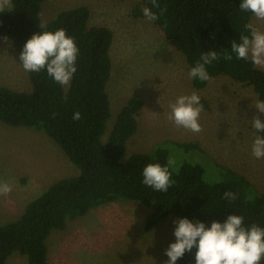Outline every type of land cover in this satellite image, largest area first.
<instances>
[{
    "label": "trees",
    "instance_id": "16d2710c",
    "mask_svg": "<svg viewBox=\"0 0 264 264\" xmlns=\"http://www.w3.org/2000/svg\"><path fill=\"white\" fill-rule=\"evenodd\" d=\"M44 0H11L10 11L0 13V35L9 38L18 55L25 42L40 30L65 29L79 49L77 71L65 89L41 72H27L32 89L18 91L0 85V120L12 126L42 130L78 168L73 176L51 183L30 200L22 214L0 224V264L18 252L27 264H48L47 238L52 229H63L66 219L85 215L92 207L113 200L136 201L151 207L143 224L149 231L168 215L200 221L206 227L212 221L223 222L228 215L244 217L245 226L264 227V194L242 174L221 168L222 179L204 180V168L197 162H184L172 170L174 181L167 192L155 191L142 183V170L148 163L168 161V150L157 146L150 153L136 152L122 159L126 141L136 133V112L142 101L129 99L117 113L105 140L103 135L110 117L106 83L112 71L110 47L113 32L103 25L88 26L89 9L85 5L59 11L45 25L41 24ZM152 7L151 0H141ZM163 14L152 21L168 42L184 56L191 68L202 52L216 51L221 57L207 65L210 77L227 75L250 85L257 98L264 101V69L237 59L231 42L240 35H250V11H241V0H158ZM159 14L160 9L152 8ZM135 16H143L141 9ZM233 56L223 59L225 53ZM200 89L208 81L191 79ZM79 111L81 118L73 120ZM264 123V115L262 119ZM257 133V132H256ZM264 136V133H257ZM184 149H196L197 143H177ZM225 192L236 194L235 200L224 198ZM196 249L186 252L176 264H194ZM264 264V260L261 261Z\"/></svg>",
    "mask_w": 264,
    "mask_h": 264
},
{
    "label": "rangeland",
    "instance_id": "374dc122",
    "mask_svg": "<svg viewBox=\"0 0 264 264\" xmlns=\"http://www.w3.org/2000/svg\"><path fill=\"white\" fill-rule=\"evenodd\" d=\"M85 5L88 26L103 25L113 32L110 47L112 71L106 83L110 117L105 140L120 108L131 98L142 101L136 112L137 131L124 146L122 159L140 152L150 153L157 146L168 150L176 171L184 162H197L204 168L203 178L222 179L221 168L244 175L264 194V158L251 154L257 136L252 128L254 116L263 119L255 107L257 94L250 85L227 75L210 77L205 87L194 88L188 78L190 67L184 56L145 16H135L141 0H44L41 24L45 25L61 10ZM251 24L264 31V20L251 15ZM0 35V85L29 92L27 72L11 40ZM264 69V66H259ZM65 89L67 86H63ZM195 92L203 111L202 131L193 133L168 119L169 104L180 95ZM195 142L196 149L177 143ZM78 168L63 150L42 130L12 126L0 120V180L12 183V191L0 196V224L16 220L26 204L51 183L76 175ZM151 207L132 200L118 199L92 207L85 215L66 219L63 229H52L47 244L48 264H164V254L175 242V224L168 215L151 230L144 231ZM6 264H27L14 252Z\"/></svg>",
    "mask_w": 264,
    "mask_h": 264
},
{
    "label": "clouds",
    "instance_id": "9594fccd",
    "mask_svg": "<svg viewBox=\"0 0 264 264\" xmlns=\"http://www.w3.org/2000/svg\"><path fill=\"white\" fill-rule=\"evenodd\" d=\"M12 6L11 0H0V13L10 11ZM151 6L143 8V15L148 21H156L164 9L158 0H151ZM152 8L160 9L159 14L153 12ZM239 9L250 11L257 20H264V0H241ZM245 28L250 35H240L239 42L233 40L230 45L231 53H235L237 59L250 60L254 65L264 66V31H260L253 24H246ZM78 54L75 39L68 36L65 29L40 30L25 42L19 60L26 72L46 70L54 82L67 86L77 71ZM220 58L214 50L202 52L199 60L189 69L188 78L210 80L206 66ZM223 59L231 61L233 56L226 52ZM254 107L264 114V101L257 100ZM169 109L168 119L176 126L193 133L202 131L199 117L203 106L200 96L195 92L178 96L169 104ZM72 118L79 120L81 113H73ZM251 126L257 133H264V123L260 118L254 116ZM251 154L257 159L264 158V136L255 137ZM174 163L172 158L163 166L160 163H148L142 170V183L155 191L167 192L174 183L169 171ZM12 187V183L0 180V196L10 194ZM224 198L235 200L236 194L225 192ZM243 220L242 215L231 214L223 222L212 221L208 227L203 222H194L188 218L173 221L176 225L173 232L175 242L165 249L164 254L168 259L164 264H176L179 258L193 248L196 249L194 264H261L264 260V227L255 223L245 226Z\"/></svg>",
    "mask_w": 264,
    "mask_h": 264
}]
</instances>
